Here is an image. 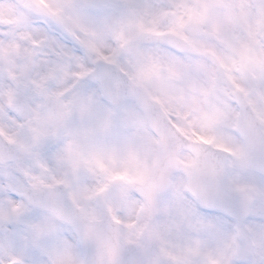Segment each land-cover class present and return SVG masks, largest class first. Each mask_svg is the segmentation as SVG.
I'll return each mask as SVG.
<instances>
[{
	"label": "snow or ice",
	"instance_id": "obj_1",
	"mask_svg": "<svg viewBox=\"0 0 264 264\" xmlns=\"http://www.w3.org/2000/svg\"><path fill=\"white\" fill-rule=\"evenodd\" d=\"M112 11L99 2L33 0L20 29L0 23L7 50L0 58V264H97L84 220L136 237L100 264H150L159 253L161 264H264V168L257 167L264 143H249L238 130L232 140L198 145L231 161L224 175L202 174L194 158L177 160L183 188L165 212L139 192L132 193L135 218L119 206L116 188L128 168L118 147L124 102L114 89L127 74L123 52H115L121 42L102 22ZM237 175L255 176L261 198L248 199ZM173 225L179 231L165 239L187 245L183 256L161 247L163 240H145L150 227ZM193 242L202 256L189 258ZM221 245L229 249L224 257L215 254Z\"/></svg>",
	"mask_w": 264,
	"mask_h": 264
},
{
	"label": "rangeland",
	"instance_id": "obj_2",
	"mask_svg": "<svg viewBox=\"0 0 264 264\" xmlns=\"http://www.w3.org/2000/svg\"><path fill=\"white\" fill-rule=\"evenodd\" d=\"M82 2L85 4L99 2L112 7L113 11L106 15L102 22L111 36L121 42V48L115 50L117 55L123 52L122 45L125 41L136 38L144 32L154 31L160 27L159 25L164 26V23L160 21V16L162 17L166 13L164 12L166 9L159 5L157 0H82ZM32 4L33 0H0V18L20 29L22 24L27 21V12L30 11ZM160 13L161 15L158 17ZM190 16H198L193 8L187 11V18ZM218 18L219 16L214 12L213 19L217 20ZM199 20L198 24L201 27L202 34L192 45L195 50L199 51V56L195 60L190 61L189 53L178 56V54L175 55L160 45L141 46L140 53L134 62L123 53L126 67L129 70H135L134 74L138 75V80L146 81L147 85L145 87L147 90H160L165 96L164 100L174 103V105H168L170 109L177 110L180 116L173 115L171 117L167 103L159 100L160 102L162 101V110L190 138L203 139L210 142L218 139H233L230 133L237 129L238 110L231 94L237 88L247 97L250 106L254 109L264 129V117L262 113L257 111L261 108L256 104L254 106L249 99L251 88H253V75L251 72H247L246 69L242 70L241 64H237L239 57L243 60L242 54L235 50L238 40L240 41L239 51L241 52L243 47H247L254 42L249 32L247 34L243 33L247 25L239 26L230 23L229 25L221 26L216 24L218 23L217 21L208 23L201 17H199ZM175 21L179 22L180 18L176 17ZM258 25H260L257 27L259 37H263L264 25ZM253 28L255 26H251L249 31H252ZM220 33L225 35L226 42L219 40L221 38ZM9 36L13 39L17 38L16 32L9 33ZM20 36H23L22 32H20ZM254 38L258 39L257 36ZM205 51L213 55L215 60L210 61V59L200 56ZM6 56L7 50L0 48V58ZM231 56H235L233 61L230 59ZM219 62L226 65L227 71L231 72V69H234V77L232 75H223V85L218 82L220 73ZM262 70L263 68L261 67ZM260 74L264 76L263 73ZM255 77L258 79L255 93H258L262 81L258 75H255ZM234 83L236 84L233 86ZM193 91L197 92V95H193ZM180 107L184 111L180 110ZM123 111L122 124L125 129V135L121 137L118 147L126 160L128 172L119 177L122 185L116 188V195L119 206H122L129 216L135 218L139 214V202L132 199V193L139 192L141 185L152 171L157 156V142L150 135V129L147 122H145L143 114L132 101L124 102ZM108 115L110 116L111 114L109 113ZM181 159L187 160L191 159V157L187 154H182ZM232 168L231 161H228L225 172L230 171ZM182 177L179 174L174 175L171 188L166 192L168 193L167 198L164 195L155 198L156 206L161 213L167 210L170 199L179 198L183 188ZM234 179L241 187L247 190L246 193L252 199L261 198L258 181L255 176L242 177L237 175ZM147 212L148 210L145 209V218H147ZM159 227L163 230L164 228L167 229L168 232L179 229L178 225ZM124 234L128 235L129 233L124 232ZM161 240L163 238L158 241ZM166 246L163 248L181 256L184 255L187 248L186 245L185 249H181L172 242H170V246H168L167 242ZM218 249L221 255L229 252L226 245H221L216 250ZM197 255L202 256L203 254L199 253L193 242L189 258H195Z\"/></svg>",
	"mask_w": 264,
	"mask_h": 264
},
{
	"label": "water",
	"instance_id": "obj_3",
	"mask_svg": "<svg viewBox=\"0 0 264 264\" xmlns=\"http://www.w3.org/2000/svg\"><path fill=\"white\" fill-rule=\"evenodd\" d=\"M144 39H146L147 37H143ZM148 39V38H147ZM143 99V98H142ZM144 100V99H143ZM154 181V180H153ZM153 181H150V183L149 184H153ZM156 181H159V180H156ZM150 186V185H149ZM83 226L85 227V228H87V229H89V228H91V224L90 223H88V222H85V221H83Z\"/></svg>",
	"mask_w": 264,
	"mask_h": 264
}]
</instances>
